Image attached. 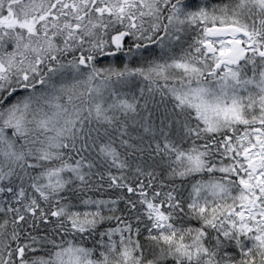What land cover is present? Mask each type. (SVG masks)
<instances>
[{
	"label": "snow or ice",
	"instance_id": "obj_1",
	"mask_svg": "<svg viewBox=\"0 0 264 264\" xmlns=\"http://www.w3.org/2000/svg\"><path fill=\"white\" fill-rule=\"evenodd\" d=\"M0 264H264V0H0Z\"/></svg>",
	"mask_w": 264,
	"mask_h": 264
}]
</instances>
